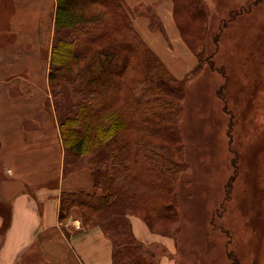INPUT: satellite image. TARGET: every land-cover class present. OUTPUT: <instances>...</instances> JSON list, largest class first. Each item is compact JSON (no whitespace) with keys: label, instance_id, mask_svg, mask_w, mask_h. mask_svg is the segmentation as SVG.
Wrapping results in <instances>:
<instances>
[{"label":"rangeland","instance_id":"374dc122","mask_svg":"<svg viewBox=\"0 0 264 264\" xmlns=\"http://www.w3.org/2000/svg\"><path fill=\"white\" fill-rule=\"evenodd\" d=\"M72 2L79 10L87 0ZM206 3L204 24L182 12L174 15V0L170 9L171 34L178 39L172 47L191 55L188 58L195 61L191 70L199 62L202 67L186 81L190 71L179 77L170 70L184 90L174 100L177 107L182 105L176 130L180 141L155 140L169 145V154L185 165L173 189L162 197H149L153 205L163 199L169 203L172 216L158 219L141 204L128 214L130 235L145 244L156 264H264V0ZM82 8L87 14L94 11ZM135 16L139 25L146 16L150 32L160 33L152 39L157 50L165 48V42L171 44L154 5L139 6ZM156 19L160 26L153 25ZM187 23L202 33L187 28ZM0 26L9 28L8 22ZM175 55L170 59L180 57ZM186 64L185 58L179 67ZM49 88L60 129L50 83ZM64 93L67 98L59 100L61 107L77 101L70 87ZM91 156L66 152V166L89 167ZM76 226L100 228L113 251L112 240L100 226L84 225L83 217Z\"/></svg>","mask_w":264,"mask_h":264},{"label":"trees","instance_id":"16d2710c","mask_svg":"<svg viewBox=\"0 0 264 264\" xmlns=\"http://www.w3.org/2000/svg\"><path fill=\"white\" fill-rule=\"evenodd\" d=\"M76 4L56 0L49 83L66 152L92 153L88 165L97 191L63 192L60 220L78 206L84 225L100 226L112 240V264H156L145 244L130 235L128 214L142 204L158 219L172 216L163 198L153 205L149 197L173 189L185 166L169 154V145L155 141H180L182 105L174 100L183 96V86L120 0H87L80 11ZM174 5V15L182 12L205 23L206 0H174ZM86 6L93 13H85ZM153 25L160 26L159 20ZM201 68L199 62L184 80ZM66 87L77 101L61 107Z\"/></svg>","mask_w":264,"mask_h":264},{"label":"crops","instance_id":"0c3cea01","mask_svg":"<svg viewBox=\"0 0 264 264\" xmlns=\"http://www.w3.org/2000/svg\"><path fill=\"white\" fill-rule=\"evenodd\" d=\"M120 1L170 70L179 77L191 70V55L174 48L172 0ZM142 5H154L160 16L171 40L165 48H155L152 39L161 35L150 32L146 16L142 25L135 19ZM55 7L56 0H0V22L9 25L0 26V264H112L101 229L76 226L82 220L78 206L60 220L63 192L97 190L88 166L67 168L49 98ZM172 54L182 58L170 59Z\"/></svg>","mask_w":264,"mask_h":264}]
</instances>
